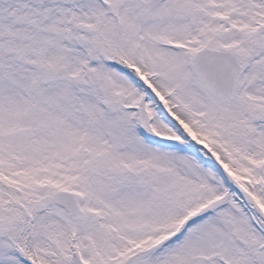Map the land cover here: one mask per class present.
I'll list each match as a JSON object with an SVG mask.
<instances>
[{"label":"snow or ice","instance_id":"obj_1","mask_svg":"<svg viewBox=\"0 0 264 264\" xmlns=\"http://www.w3.org/2000/svg\"><path fill=\"white\" fill-rule=\"evenodd\" d=\"M0 264H264V0H0Z\"/></svg>","mask_w":264,"mask_h":264}]
</instances>
